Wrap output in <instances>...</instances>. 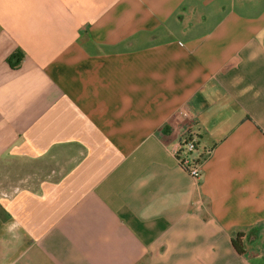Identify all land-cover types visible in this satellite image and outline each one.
<instances>
[{
    "label": "crops",
    "instance_id": "obj_1",
    "mask_svg": "<svg viewBox=\"0 0 264 264\" xmlns=\"http://www.w3.org/2000/svg\"><path fill=\"white\" fill-rule=\"evenodd\" d=\"M0 264H264V0H0Z\"/></svg>",
    "mask_w": 264,
    "mask_h": 264
},
{
    "label": "built area",
    "instance_id": "obj_2",
    "mask_svg": "<svg viewBox=\"0 0 264 264\" xmlns=\"http://www.w3.org/2000/svg\"><path fill=\"white\" fill-rule=\"evenodd\" d=\"M179 114L184 117H189L190 113L186 110H180ZM196 150V144L191 139L188 130H184L180 134V139L178 141V148L176 150V155L178 163L181 167L192 177H198L201 173V160L199 157H191L190 154ZM183 156H179V154Z\"/></svg>",
    "mask_w": 264,
    "mask_h": 264
},
{
    "label": "trees",
    "instance_id": "obj_3",
    "mask_svg": "<svg viewBox=\"0 0 264 264\" xmlns=\"http://www.w3.org/2000/svg\"><path fill=\"white\" fill-rule=\"evenodd\" d=\"M14 56H16V64H18L20 57L22 55H18V54L17 55H10V57L8 58V61H9L10 65H12V66H13V64H11V62H12V57H14ZM241 236L242 235L239 232H237L236 235L234 236V238L231 239L232 247L239 254H242L244 252L242 244L240 242Z\"/></svg>",
    "mask_w": 264,
    "mask_h": 264
}]
</instances>
